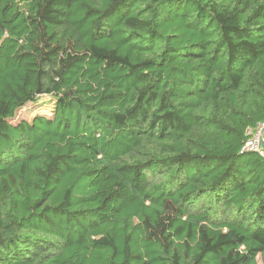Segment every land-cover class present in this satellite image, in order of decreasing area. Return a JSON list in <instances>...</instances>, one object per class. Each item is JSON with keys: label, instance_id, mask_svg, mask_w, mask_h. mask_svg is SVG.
I'll use <instances>...</instances> for the list:
<instances>
[{"label": "trees", "instance_id": "trees-1", "mask_svg": "<svg viewBox=\"0 0 264 264\" xmlns=\"http://www.w3.org/2000/svg\"><path fill=\"white\" fill-rule=\"evenodd\" d=\"M262 124L264 0H0V264H258Z\"/></svg>", "mask_w": 264, "mask_h": 264}, {"label": "rangeland", "instance_id": "rangeland-1", "mask_svg": "<svg viewBox=\"0 0 264 264\" xmlns=\"http://www.w3.org/2000/svg\"><path fill=\"white\" fill-rule=\"evenodd\" d=\"M56 101L53 97L44 96L38 99L37 102L29 104L24 109L20 110L13 120V124H18L23 120L32 121L37 115L45 117H53L55 111ZM264 137V136H263ZM264 138L262 139V148ZM258 264H264V257L258 258Z\"/></svg>", "mask_w": 264, "mask_h": 264}, {"label": "built area", "instance_id": "built-area-1", "mask_svg": "<svg viewBox=\"0 0 264 264\" xmlns=\"http://www.w3.org/2000/svg\"><path fill=\"white\" fill-rule=\"evenodd\" d=\"M250 136L246 142L243 151L258 152L264 156V150L262 148V139L264 138V124L260 125L257 129L248 131Z\"/></svg>", "mask_w": 264, "mask_h": 264}, {"label": "water", "instance_id": "water-1", "mask_svg": "<svg viewBox=\"0 0 264 264\" xmlns=\"http://www.w3.org/2000/svg\"><path fill=\"white\" fill-rule=\"evenodd\" d=\"M263 147H264V142H263Z\"/></svg>", "mask_w": 264, "mask_h": 264}]
</instances>
